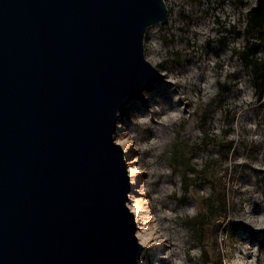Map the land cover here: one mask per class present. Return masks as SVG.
I'll use <instances>...</instances> for the list:
<instances>
[{
	"label": "water",
	"instance_id": "1",
	"mask_svg": "<svg viewBox=\"0 0 264 264\" xmlns=\"http://www.w3.org/2000/svg\"><path fill=\"white\" fill-rule=\"evenodd\" d=\"M164 0H0V264H137L117 117L162 82Z\"/></svg>",
	"mask_w": 264,
	"mask_h": 264
},
{
	"label": "rangeland",
	"instance_id": "2",
	"mask_svg": "<svg viewBox=\"0 0 264 264\" xmlns=\"http://www.w3.org/2000/svg\"><path fill=\"white\" fill-rule=\"evenodd\" d=\"M255 1L164 0L167 22L145 33L162 82L117 117L137 180L127 207L141 205L137 264H264V94L236 36Z\"/></svg>",
	"mask_w": 264,
	"mask_h": 264
},
{
	"label": "trees",
	"instance_id": "3",
	"mask_svg": "<svg viewBox=\"0 0 264 264\" xmlns=\"http://www.w3.org/2000/svg\"><path fill=\"white\" fill-rule=\"evenodd\" d=\"M242 39L237 52L240 64L248 73L251 86L257 95L264 94V0H256L246 13L243 30L236 33Z\"/></svg>",
	"mask_w": 264,
	"mask_h": 264
},
{
	"label": "bare ground",
	"instance_id": "4",
	"mask_svg": "<svg viewBox=\"0 0 264 264\" xmlns=\"http://www.w3.org/2000/svg\"><path fill=\"white\" fill-rule=\"evenodd\" d=\"M157 112V111H156ZM151 115V114H150ZM151 121H149L150 123ZM149 126V125H148ZM149 129V128H148ZM125 132V129L123 127V125L121 123L118 122L117 124V131H116V136L119 137L118 139L116 138V141L118 143V141L122 142V141H127V143H118L122 149L124 150L125 152V157L127 158L128 155L131 153V150H132V141L131 139L125 137V135L123 134ZM129 175H130V180H131V192L133 193V191L135 190V186H136V183H137V180L133 178V169H129ZM134 196L132 195L130 197L131 201L130 203L128 204L129 206V209L132 211V213L134 214L135 216V219L138 223L139 221V208L141 207V205L137 202V201H134ZM132 203V205H131ZM139 227V226H138ZM140 230V229H139ZM138 230L137 232V237L138 239L140 240V242L142 243V240H143V235L141 234V232Z\"/></svg>",
	"mask_w": 264,
	"mask_h": 264
},
{
	"label": "clouds",
	"instance_id": "5",
	"mask_svg": "<svg viewBox=\"0 0 264 264\" xmlns=\"http://www.w3.org/2000/svg\"><path fill=\"white\" fill-rule=\"evenodd\" d=\"M118 143H127V141H122V142L118 141Z\"/></svg>",
	"mask_w": 264,
	"mask_h": 264
}]
</instances>
